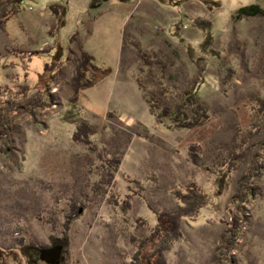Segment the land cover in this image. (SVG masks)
<instances>
[{
  "label": "rangeland",
  "instance_id": "obj_1",
  "mask_svg": "<svg viewBox=\"0 0 264 264\" xmlns=\"http://www.w3.org/2000/svg\"><path fill=\"white\" fill-rule=\"evenodd\" d=\"M91 1L22 0L10 6L0 30V99L29 88L0 139V264H128L136 250L130 236H147L157 213L175 209V192L190 184L209 194V209L183 218L182 239L165 258L216 264L222 220L230 218L237 182L251 163H240L220 198L211 173L233 142L262 124L252 100H264V0H97L89 7ZM56 4L59 24L50 11ZM250 6L262 14H240ZM77 33L95 65L110 74L71 101L77 49L69 38L76 34L78 41ZM135 44L161 54L166 69L144 66ZM194 82L210 112L206 124L176 130L151 114L147 98L160 114ZM82 123L97 128L90 139L95 151L73 141ZM253 142L249 155L257 154L258 138ZM192 145L209 171L192 164ZM111 159L120 161L116 171ZM108 171L113 183L102 195L95 188ZM259 176L250 181L255 195L233 207L244 226L228 264H264V173ZM129 196L131 207L123 211ZM72 200L84 208L65 237ZM21 239L50 245L48 255L21 250Z\"/></svg>",
  "mask_w": 264,
  "mask_h": 264
},
{
  "label": "trees",
  "instance_id": "obj_2",
  "mask_svg": "<svg viewBox=\"0 0 264 264\" xmlns=\"http://www.w3.org/2000/svg\"><path fill=\"white\" fill-rule=\"evenodd\" d=\"M20 2H22V0H0V30H4L6 20L11 13H13L14 9L10 6L13 3L17 4ZM50 11L56 20L55 22L59 24L62 6L59 4L52 5L50 6ZM240 14L246 17H253L262 14V12L258 6H250L242 9ZM69 43H74L77 49L76 52L71 53L73 56L72 61L74 69L69 82V86L73 93L70 100L76 101L81 91L94 87V85L110 74V70L96 66L93 57L82 49V45L76 40L75 35L69 38ZM134 46L144 66L153 67L157 65L164 70L166 69V63L162 60L161 54H149L142 51L139 45L135 44ZM28 91L29 88L26 86L21 88L17 93L12 95L8 94L5 99H0V139L8 132L9 125L13 120V113H17V110H21L19 109V102ZM199 91L200 88L198 83L194 82L190 88L184 90L180 94L179 102L172 106H164L160 114L156 113L157 104L154 103L155 100L153 98H147L146 103L152 115H158L160 118L163 117L169 120V128L190 130L203 126L210 119V112L208 108L205 107L206 105L200 100ZM252 102L256 105L255 115L261 119L262 124L256 127L253 126L254 129H252V131L254 132L250 130L248 135L241 136L238 145H235L233 142L227 149L228 158L219 164L220 166L217 167V170H214L212 173L210 172L216 176L214 186L217 191L214 195L216 198H220L227 192L230 175L238 169L240 163L244 160L247 161V159H249L251 163V168L237 182V190L232 197V206H229L227 209L230 213V218L222 220L225 229L220 235L219 245L212 258V261L216 264L229 263L227 262V256L233 251L236 240L239 238L244 226L243 217L240 213H237L233 207L239 208L240 205L249 201L250 196L255 195L256 187L250 181L264 173V100L253 99ZM96 134L97 128L94 125L82 123L73 134V141L81 143L92 151H95L96 149L93 148L94 146L92 147L90 139ZM256 138H258V144L254 149H257V154L249 155L251 151L249 149ZM189 158L196 168H204V170L209 171V168L202 166V154L199 147L194 145L189 147ZM119 164L120 161L118 159H111L108 162V165L113 166L112 168L114 171H116ZM112 180L113 175L109 171L102 174L101 180L99 184L96 185L97 187L95 190H99L100 192L103 191L101 192L102 195L105 194L103 187L110 186V184L113 183ZM174 195L178 200L177 206L173 210L157 213L156 224L150 229L147 236H130V242L136 250L128 264H168L165 253L173 248L176 241L182 239L180 225L183 218L186 216H197L199 211L204 207L209 209L207 207L209 194L205 193L195 184L185 186L184 190H178ZM131 199V196H129L126 200L122 201L120 208L123 211L130 209ZM209 202L211 207L217 208L213 199ZM82 208H84V206L79 201H71L69 209L64 215L61 231L63 236H68L70 225L78 218ZM136 222L140 223L143 227L147 226L144 220L136 219ZM22 241L21 239V250L34 249L39 253H45L51 248L50 245H37L34 242H29V244L24 245Z\"/></svg>",
  "mask_w": 264,
  "mask_h": 264
},
{
  "label": "crops",
  "instance_id": "obj_3",
  "mask_svg": "<svg viewBox=\"0 0 264 264\" xmlns=\"http://www.w3.org/2000/svg\"><path fill=\"white\" fill-rule=\"evenodd\" d=\"M97 5V0H92L91 1V3H90V5H89V7H95ZM151 12V11H150ZM79 15H82V14H79ZM76 35V34H75ZM77 39H78V41H80L81 42V45H82V49L86 52V53H88L89 54V52H88V49H87V47H86V45H85V43H84V40L81 38V36H79V34L77 33ZM75 45V44H74ZM119 49H121L122 50V45H121V42L119 43ZM71 49H72V45H71ZM74 52V51H73ZM90 55V54H89Z\"/></svg>",
  "mask_w": 264,
  "mask_h": 264
},
{
  "label": "flooded vegetation",
  "instance_id": "obj_4",
  "mask_svg": "<svg viewBox=\"0 0 264 264\" xmlns=\"http://www.w3.org/2000/svg\"><path fill=\"white\" fill-rule=\"evenodd\" d=\"M48 253H49V251L48 252H45V254H47V255H48Z\"/></svg>",
  "mask_w": 264,
  "mask_h": 264
}]
</instances>
